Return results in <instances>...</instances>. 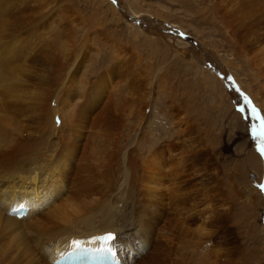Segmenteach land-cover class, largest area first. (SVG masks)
Here are the masks:
<instances>
[{
	"label": "rangeland",
	"instance_id": "374dc122",
	"mask_svg": "<svg viewBox=\"0 0 264 264\" xmlns=\"http://www.w3.org/2000/svg\"><path fill=\"white\" fill-rule=\"evenodd\" d=\"M0 4L8 33L4 29L0 33L5 35L0 45L10 46L7 54L17 81L13 97L5 102L12 117L0 128V146L7 140L24 144L25 151L15 160L16 165L23 162L17 166L21 169L33 163V155L40 159L64 151L71 157L56 184L63 187L61 195L54 192L38 213L74 191L81 195L84 209L73 224L81 226L87 219L98 225L130 210L146 217L151 194L141 185L144 172L136 166L138 154L150 146L166 154V145L175 144L171 155L183 156L187 175L179 179L175 199L163 197V202H170L161 207L162 217L152 230L156 233L150 236L149 243L158 241L161 248V264H264V191L259 188L264 184V156L258 151L259 137L251 132L252 125L258 132L262 129L251 108L255 106L264 119V79L248 62L264 46V0ZM130 4L139 13H133ZM9 25L11 35L6 31ZM185 44L189 51H184ZM72 61L74 81L71 85L66 79L63 84L64 70ZM201 70L219 79L221 94ZM83 79L87 85L80 82ZM67 92L72 97L64 104ZM241 108L243 112L238 111ZM42 174L36 184L42 193L49 192L57 174L49 179ZM14 176L0 171V192ZM132 231L129 228L124 237ZM3 233L0 264H34L20 249L19 254L12 251L9 235ZM134 242L139 246L138 239ZM148 250L131 257L126 251L128 264L138 263Z\"/></svg>",
	"mask_w": 264,
	"mask_h": 264
},
{
	"label": "bare ground",
	"instance_id": "6f19581e",
	"mask_svg": "<svg viewBox=\"0 0 264 264\" xmlns=\"http://www.w3.org/2000/svg\"><path fill=\"white\" fill-rule=\"evenodd\" d=\"M0 3H1V0H0ZM0 5H3V4H0ZM6 5H8V4H6ZM128 7L133 13H139V11L135 10L131 4L128 5ZM4 15H2V13L0 12V33L5 28L6 22H5L4 18L2 17ZM129 16L131 18H133L132 14H129ZM13 19L19 20L15 17ZM22 20L20 22H22ZM17 22H19V21H17ZM11 23L13 24V22H11ZM29 24H30V22H29ZM22 25H20V27ZM6 26L8 27L7 24H6ZM9 26H10V29H6V31L11 30L12 26L11 25H9ZM250 27H252V26H250ZM14 29L16 30L15 25H14ZM19 30L17 29V31H19ZM256 30H257V28H256ZM11 31H9L10 35H11V33H13V31L12 32ZM4 33L5 34L7 33V32H5V29H4ZM2 36L3 35H1V37ZM3 37L5 38V35ZM19 38H21V37H19ZM3 41H4V39H3ZM22 42H23V39H22ZM13 43H14V41H13ZM15 43H16V41H15ZM16 44H18V43H16ZM19 45L20 44H18V46ZM185 45L183 46L184 48L183 47L182 48L184 49V51H189L190 48L187 47L188 45H186V47H185ZM13 46H15V45H13ZM7 47H10V46L5 47L4 45H0V128H2L3 127L2 125H4V123H6L10 119V117H12V116H10V117L8 116V114H10V113H8V110H7L8 106L6 105L5 102H7L6 101L7 99L9 100V98L13 97V95H14L13 93L16 90L15 84L17 83V81H16V83H14L15 81H13V80H15V79H13V71H15V70H13L14 69L13 68L14 62H13L12 56L8 55V54H10V52H8L9 49ZM120 49H121L120 51H122V48H120ZM252 50H254V49H252ZM184 51L182 50V52H184ZM14 57H15V55H14ZM122 59L124 60L123 56H122ZM19 60H21V59H19ZM36 61H38L37 57H36ZM248 62L251 63L249 66L254 67V69L256 71L260 72L261 77L264 79V46H261L258 49H256L252 53V56L248 57ZM72 64H73V61L71 62L70 65H68V66L66 65L67 68H65V70H64V73H63L64 77L62 79V82L64 81L63 84L66 83V81H65L66 79H67V83L69 81L70 84L74 81L73 77L75 76L76 72H75V68L73 70H71ZM26 67L27 66H25V68ZM28 68H30V67H28ZM15 69H16V67H15ZM198 70H200V68ZM203 70H201L202 72H204V73H202L204 76L203 78L209 79L212 82V86H214L215 91L218 94L219 93L221 94V92H223V90L221 89L222 85L219 82V79H217L215 76L211 75L210 73H207L208 71L206 72V70L205 71H203ZM16 80H18V79L16 78ZM80 82H83L85 85H87L85 83L84 79L81 80ZM84 84H83V86H84ZM263 84H264V82H263ZM83 86H82V89H83ZM69 88H70V86H69ZM99 88H94V90L97 92V90ZM66 90H68V89H66ZM81 91L84 94H85V92H87L85 90H81ZM71 97H72V94L69 92L64 94L65 100H62L64 102V104L69 103L68 101H70ZM71 104L74 105L75 103L71 102ZM56 109H57V106H56ZM59 114H61V113H59ZM72 116H74V115H72ZM10 121H12V120H10ZM9 125L8 126L5 125V127H9ZM10 126H15V125L12 124ZM72 127H76V126L74 124H72ZM60 128H62V126ZM17 131H19V130H17ZM19 132H21V129ZM22 133L23 132H21V134ZM64 142H66V141H64ZM22 145H23V147H22ZM22 145H21V143H18L16 140H11V141L7 140V142L4 143L3 146H0V171L1 170H4V171L7 170L8 173L13 172L15 174V176L10 179V182H7L8 187L5 189L2 188L3 190L0 192V233H1L0 235L3 236V234H5L3 232L6 231V234L9 235V237H6V239L9 238V239H7L8 240L7 243L9 244L10 248L12 245V248H13L12 251H14V249H16V252L18 250L17 253L19 254V249H20L21 252H23L22 254L25 255V259H26V257H28L29 262L30 261H31V263L34 262V264H53L54 260L59 258L62 253L66 252L67 250L68 251L72 250V247H74L76 244H82V245H86V246L93 248L94 246H97L98 244H100L99 240H98L99 236L108 233V234L112 235L113 239L108 241L107 245L114 252V256L117 258L118 264H128L129 263V260H128L129 258L126 260V251H127V253H129L128 256H130L131 253L132 254H134V253L139 254L142 249H148V248H149V250L146 253H144V255L141 256L138 263H135V264H161V257H160L161 253L159 252V250H161V248H159V246L157 244L158 241L156 243H154V245H152L149 242H150V236L152 234L153 226H155L156 223L158 222V220L161 219L160 217H162L161 216V207H165L170 202L169 200H168V203L163 202V197H167L168 199H170V198L175 199L174 196H177V193H176L177 191L175 192V190L176 189L178 190V188H176V185L180 183L179 179L181 177H183V175L185 173L184 169H183L184 165L181 161V157H183V156L171 155V152L175 148V144H167L166 145V149H165L167 152L166 154H164L163 152H161L159 150L161 148H157L154 146H150L143 153L138 154V156H139V158H138L139 160H137L138 165L136 164V162H135V164L137 167H140V169L144 172V174L141 175L140 178H141V180L143 179L142 182H143V184L144 183L145 184L144 185L142 184L140 178H139V180L141 182L142 187L145 188V190L147 189V193L151 194L150 199L148 200L149 205H147V208L144 210V211H146L145 212L146 217L142 216V215H138L134 211L130 210L128 213H124V215L121 216L120 218L111 219L108 221H106V219L105 220L103 219L104 221L98 225L93 224L91 222V220L87 221V219L83 218L87 222H85V220H84L83 221L84 223L81 224V226H80V224L77 225V224L72 223L74 220H76L77 213H80L79 210L81 209V211H82V209H84V208H81L80 204H79L80 203L79 197L81 196V195H79V197H78L77 193H79V192H74L72 190H71L72 191L71 193L67 192L68 194H66L64 197L63 196L59 197L60 201L58 203H56L54 205L52 204V206H50V208L45 209V212H43L41 214L38 213L39 206L42 205L43 203H45V201L48 200L49 198L51 199L54 192H56L55 196L57 195V197L61 195V189H63V187L61 184H60L61 186L60 185L56 186V184H57V182H59V177L62 175L64 168L68 165L67 163H68V161H70L69 159H71V157L64 151H60L59 154H55V155L53 154V152H51L47 156L45 155V157L39 156L40 159L36 158L37 155L36 156L33 155V157H34V158H32V159H34L33 163L31 165H29L28 167H26V169H21V168H19L20 167L19 164H21L22 161L19 162L18 165H16L17 163H15L16 162L15 160L21 154L22 151H25L26 147H24V144H22ZM122 149H124V148H122ZM121 152H123V151H121ZM120 155H121V153H120ZM48 161H49V164L47 165L46 163ZM184 161H185V159H184ZM17 166H19V167H17ZM45 169H46V171L48 169L50 171L48 173H44ZM39 172L43 173L42 174V175H44L43 179H46V178L49 179L48 177L55 176L57 174V177L53 180V183L51 186L52 189H50L49 192L42 193L41 191L43 189L41 188V185L36 184L37 178L39 176ZM186 172L188 173L189 171L186 170ZM2 175H4V174H2ZM185 175H187V174L185 173ZM65 179H67V178H65ZM179 185H181V183ZM186 186H185V188L189 187V186L188 187H186ZM48 187H49V184H47V188ZM86 187H88V186H86ZM80 188L81 187H79V189ZM82 188H83V186H82ZM83 189L85 190V186ZM83 191H81V192H83ZM84 192H83V194H85ZM93 194L91 193V195H93ZM89 195H88V197H90ZM94 195L96 196V194H94ZM59 199H57V200H59ZM90 199H92V198H90ZM90 199L88 198V200H90ZM94 200H95V198H94ZM33 201H39V203H35ZM87 201L85 203H87ZM85 203L82 202L83 205ZM22 204L29 207V210L27 212H24L21 215L25 218L19 216V217H21L19 219V218H17L18 216H16V214L13 212H11V213H13L15 216L9 214L11 209L15 208L16 206L18 207ZM85 208H86V206H85ZM90 211H91V209H90ZM138 211H136V212H138ZM87 212H88V210H86V213ZM133 212L135 214H133ZM140 212H142V211H140ZM90 213H92V212H90ZM107 213H109V212H107ZM140 214H142V213H140ZM175 214H177V213H175ZM85 215H84V217H85ZM78 216L79 215H77V217ZM107 216H108V214H107ZM82 217H83V215H82ZM95 217L97 218V216H95ZM104 218H106V216ZM166 220H167V218H166ZM79 222L82 223L81 220H79ZM167 222H169V221H167ZM168 227H170V226H168ZM129 228H131L133 231L130 233L129 236L124 237L123 233L126 232ZM157 230H158V228H157ZM1 231H3V232H1ZM155 233H153V234H155ZM205 235H206V232H205ZM1 236H0V238H1ZM134 239H138V242L140 243L139 246L135 247ZM0 241H1V239H0ZM2 241H5V240H2ZM74 241H77L78 243H73ZM4 243H6V242H4ZM1 246H3V245H1ZM9 246L7 245L4 248L8 249L7 247H9ZM0 249H1V247H0ZM9 250H11V249H9ZM9 250L6 252H9ZM16 252H14V253H16ZM120 252H121V254H120ZM2 253L4 254V252H2ZM22 254H20V255H22ZM4 255H6V254H4ZM11 256L15 257L12 254H11ZM6 257H8V256L6 255ZM4 258L5 257L3 256V259ZM7 259L9 260V258H7ZM7 259H5V260L8 261ZM10 260H11V257H10ZM6 261H3V262H6ZM8 262H10V261H8ZM7 264H9V263H7ZM25 264H27V263H25ZM28 264H30V263H28Z\"/></svg>",
	"mask_w": 264,
	"mask_h": 264
},
{
	"label": "snow or ice",
	"instance_id": "6c2138e0",
	"mask_svg": "<svg viewBox=\"0 0 264 264\" xmlns=\"http://www.w3.org/2000/svg\"><path fill=\"white\" fill-rule=\"evenodd\" d=\"M116 0H113V3H115ZM228 79H231V77H227ZM244 100L247 104H251V101L249 100V98L247 96H244ZM238 111L243 112V109H238ZM251 113L253 116H255L258 120H261V125H262V129L260 132L257 131V128L255 125L251 126V132L253 134L254 137H259V142H258V151L260 152L261 156H264V119H262L260 117L259 111L257 110V108L255 106H252L251 108ZM57 122L59 123V118H57ZM259 188L261 191H264V184H260ZM21 209L25 207V205H20ZM103 239L105 240H112L113 237L111 234H108L106 236L103 237ZM73 243H78L77 241H74ZM109 251H111V249H109Z\"/></svg>",
	"mask_w": 264,
	"mask_h": 264
},
{
	"label": "water",
	"instance_id": "95a60500",
	"mask_svg": "<svg viewBox=\"0 0 264 264\" xmlns=\"http://www.w3.org/2000/svg\"><path fill=\"white\" fill-rule=\"evenodd\" d=\"M64 255H66V254H63V255L61 256V258H59L58 264L63 263L64 260L68 257V256L64 257Z\"/></svg>",
	"mask_w": 264,
	"mask_h": 264
}]
</instances>
